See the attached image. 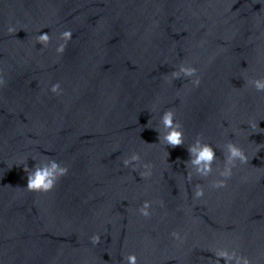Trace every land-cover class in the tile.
<instances>
[{
	"label": "water",
	"instance_id": "water-1",
	"mask_svg": "<svg viewBox=\"0 0 264 264\" xmlns=\"http://www.w3.org/2000/svg\"><path fill=\"white\" fill-rule=\"evenodd\" d=\"M257 78L264 0H0V264H264ZM169 109L175 147L156 130ZM197 139L216 150L207 175ZM229 142L248 160L225 177ZM45 157L66 174L27 189Z\"/></svg>",
	"mask_w": 264,
	"mask_h": 264
},
{
	"label": "clouds",
	"instance_id": "clouds-1",
	"mask_svg": "<svg viewBox=\"0 0 264 264\" xmlns=\"http://www.w3.org/2000/svg\"><path fill=\"white\" fill-rule=\"evenodd\" d=\"M11 31V29H10ZM62 37H70V32H65L61 34ZM38 42L46 43L49 40L47 33H42L37 37ZM63 45H60L57 51H63ZM197 69L190 65L180 64L176 69L171 73L173 79H178L182 75L184 77H195L192 81L195 86H198L200 83L199 77L196 76ZM250 83L255 87L257 91H264V78H257L250 81ZM59 85L55 84L52 86V91L57 92ZM160 123L163 126L164 133L160 135V129L156 128L159 133V141H163L166 144L175 147L183 144V131L178 121L175 120V113L169 109L163 112L160 117ZM188 152L190 154V163L191 165L196 166V172L201 175H207L212 169V162L216 158V150L212 145L208 143H202L201 140L197 139L194 144L188 147ZM225 168L221 171V176H231L232 167L235 166V162L239 161L241 164L246 163L248 156L245 151L235 143L229 142L225 146ZM36 160L35 158H33ZM139 155L134 153L129 159L124 161V164L127 166L132 161H138ZM25 165V170L28 168L26 161L19 164ZM147 167V166H146ZM67 172V167L64 166L60 160L55 157H45L35 163L31 168V171H28L27 177V186L29 190L36 191H47L55 184L58 177L65 175ZM147 174V173H145ZM224 181H220L218 186H223ZM197 196L202 195V189L197 190ZM144 215H148L147 204L141 210ZM98 237H93V242H97ZM221 256L226 258V264L228 260H231L233 256H229L226 252L221 253ZM128 264H136L135 254L129 255L126 257ZM249 264L247 258L236 257V264Z\"/></svg>",
	"mask_w": 264,
	"mask_h": 264
}]
</instances>
